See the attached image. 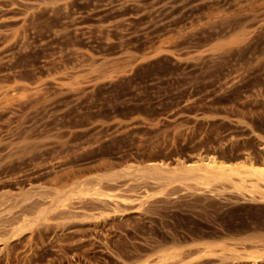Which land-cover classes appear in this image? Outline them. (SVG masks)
Returning <instances> with one entry per match:
<instances>
[{"label":"rangeland","instance_id":"obj_1","mask_svg":"<svg viewBox=\"0 0 264 264\" xmlns=\"http://www.w3.org/2000/svg\"><path fill=\"white\" fill-rule=\"evenodd\" d=\"M251 166L264 0H0V264H264Z\"/></svg>","mask_w":264,"mask_h":264},{"label":"bare ground","instance_id":"obj_2","mask_svg":"<svg viewBox=\"0 0 264 264\" xmlns=\"http://www.w3.org/2000/svg\"><path fill=\"white\" fill-rule=\"evenodd\" d=\"M156 167L157 166H155L154 171L159 170V168H156ZM182 167L184 168L183 174H193L194 175V174H197L196 172H202V175L205 177H212V178H216V179H224V178L228 177L227 173H226L228 169L226 168L225 165L219 164V162L216 161V159H211L208 162L203 161V163L200 166H198V165H196V166H194V165L185 166V164H183ZM227 167H229V166L227 165ZM231 168H234V167H231ZM238 169H240V168H238ZM245 173L247 174V176H251V177L256 178L257 179L256 181L264 182V167H255L254 168L253 166H251L250 169L245 171ZM242 174H243V172H241V171H233L232 175L241 176ZM247 176H244L242 178L243 182H247V179H246Z\"/></svg>","mask_w":264,"mask_h":264}]
</instances>
